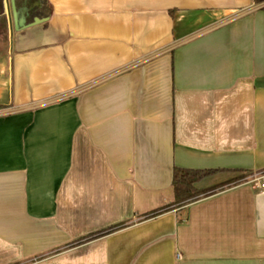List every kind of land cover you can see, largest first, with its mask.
<instances>
[{
  "label": "crops",
  "instance_id": "1",
  "mask_svg": "<svg viewBox=\"0 0 264 264\" xmlns=\"http://www.w3.org/2000/svg\"><path fill=\"white\" fill-rule=\"evenodd\" d=\"M27 1L0 0V264H264V2ZM175 167L241 178L150 216Z\"/></svg>",
  "mask_w": 264,
  "mask_h": 264
},
{
  "label": "trees",
  "instance_id": "2",
  "mask_svg": "<svg viewBox=\"0 0 264 264\" xmlns=\"http://www.w3.org/2000/svg\"><path fill=\"white\" fill-rule=\"evenodd\" d=\"M256 3H263L264 0H255ZM218 171L215 169H187L182 167H175L174 173H173V187L176 194V200L173 203V205L164 206L160 209H157L153 211L150 216H156L160 214L161 212H164L166 210L171 209L174 205H184L189 202H192L196 200L201 195H207L210 193L215 192L216 190L220 188H224L226 185H230L233 183H238L240 181V178L232 179L226 183H223L221 185H217L215 187H212L210 189L205 190H199L196 187V184L203 180L204 178L216 173ZM123 224L116 225L114 227H110L109 229H106L104 231L99 232L95 236H99L102 234H106L109 232H112L113 230L122 227Z\"/></svg>",
  "mask_w": 264,
  "mask_h": 264
},
{
  "label": "built area",
  "instance_id": "3",
  "mask_svg": "<svg viewBox=\"0 0 264 264\" xmlns=\"http://www.w3.org/2000/svg\"><path fill=\"white\" fill-rule=\"evenodd\" d=\"M254 186L257 187V188H259V189H264V181L260 182V181L257 180L254 183Z\"/></svg>",
  "mask_w": 264,
  "mask_h": 264
},
{
  "label": "rangeland",
  "instance_id": "4",
  "mask_svg": "<svg viewBox=\"0 0 264 264\" xmlns=\"http://www.w3.org/2000/svg\"><path fill=\"white\" fill-rule=\"evenodd\" d=\"M20 1H22V0H17L18 4H20ZM23 1L26 2V3L29 2V1H27V0H23Z\"/></svg>",
  "mask_w": 264,
  "mask_h": 264
}]
</instances>
